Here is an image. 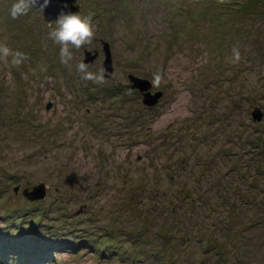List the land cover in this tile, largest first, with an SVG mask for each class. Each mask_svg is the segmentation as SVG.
Segmentation results:
<instances>
[{
    "label": "rangeland",
    "instance_id": "rangeland-1",
    "mask_svg": "<svg viewBox=\"0 0 264 264\" xmlns=\"http://www.w3.org/2000/svg\"><path fill=\"white\" fill-rule=\"evenodd\" d=\"M13 3L0 0V44L27 58L0 59L4 252L15 241L51 244L45 264H264V0H77L95 35L67 65L55 25L37 8L12 19ZM103 41L114 76L81 79L87 50L105 74ZM131 74L163 91L157 105L127 88ZM41 183L44 199L23 194ZM167 204L178 215L162 219ZM146 208L157 221L144 232Z\"/></svg>",
    "mask_w": 264,
    "mask_h": 264
},
{
    "label": "clouds",
    "instance_id": "clouds-1",
    "mask_svg": "<svg viewBox=\"0 0 264 264\" xmlns=\"http://www.w3.org/2000/svg\"><path fill=\"white\" fill-rule=\"evenodd\" d=\"M50 0H15L11 9L10 15L12 19H17L20 16L27 15L30 9L38 8L43 12L48 7ZM55 25L52 31L49 32V38L60 46V59L61 63L67 65L69 61L73 59L71 49H77L84 47L85 45H91L94 39V28L92 24L91 15L81 16L75 13L61 12L54 23H49V27ZM12 56V64L19 65L27 57L20 52L12 53V51L6 46V44H0V59H6ZM235 59H240V53L238 49H234ZM77 71L81 74V79L86 81H92L96 84H102L105 82V74L103 71L100 73H92L88 70L89 66L80 62L77 64ZM161 76L159 74L154 76V83L159 84Z\"/></svg>",
    "mask_w": 264,
    "mask_h": 264
},
{
    "label": "water",
    "instance_id": "water-1",
    "mask_svg": "<svg viewBox=\"0 0 264 264\" xmlns=\"http://www.w3.org/2000/svg\"><path fill=\"white\" fill-rule=\"evenodd\" d=\"M42 2V0H41ZM38 9V8H37ZM81 4L77 3V0H50L48 7L44 9L42 12L43 18L48 23H54L58 18L61 12L67 13H75L80 15ZM103 49L105 52V76L112 78L114 76V66H113V56L112 50L110 47V43L107 41H103ZM86 63L90 65L94 62L95 59L98 58L99 53L96 52L92 54L91 51H86ZM130 83L127 85V88L131 90H139V92L143 96V103L149 107L157 105L161 98L163 97V91H155L153 92V82L147 78H142L135 76L133 74L129 75ZM253 119L255 121H260L263 119L262 110L257 107L253 113ZM16 191L19 190V187H16ZM48 186L45 183H41L38 186L34 187V190H30L25 188L22 192L23 194L30 200H40L44 199L47 195Z\"/></svg>",
    "mask_w": 264,
    "mask_h": 264
},
{
    "label": "trees",
    "instance_id": "trees-1",
    "mask_svg": "<svg viewBox=\"0 0 264 264\" xmlns=\"http://www.w3.org/2000/svg\"><path fill=\"white\" fill-rule=\"evenodd\" d=\"M148 198H153V196L151 197L150 195H148ZM182 200H185V197L182 198ZM170 204L174 205V201L171 202ZM153 208V207H152ZM165 208L168 209L166 211V215L164 216L163 214L160 215V218L162 219H166V216L169 217V215H173L174 213L178 215V210L175 207H170L168 204L165 205ZM172 208V210H171ZM152 209H145V214H139L138 215V219L141 218L142 219V223L141 226L142 228L140 230L144 231L145 230H149V228L154 224L155 221H157V215L155 214V216L151 213ZM174 212V213H173ZM120 214L123 213V210L119 211ZM179 220V218H178ZM137 227V226H136ZM139 229V227H138ZM131 234V231L128 230L126 232V234ZM125 234V237H127V235ZM123 237H122V242H123ZM129 240H127L126 242H128ZM131 241V240H130ZM8 244H12V246L9 245V248L12 249V251H14V253H12V257H10L9 253L4 252V246L0 247V264L1 262H5V264H45L47 261L50 260L51 256L53 253H50L49 249H52V245L47 243V245H45L44 248H41L39 251H36L32 248V246L30 245L31 249L26 250L24 252H21V250H25L18 247L16 244L19 245V243H16L15 241H9ZM7 244V245H8ZM128 244V243H127ZM34 245V244H33ZM162 251L167 255V257L171 254V252L173 250H175V248L177 247V245H172L169 242H166L164 245L160 246ZM105 247H103V254L104 256L107 257H111V258H118V262L120 263H124L125 258L120 256L117 253H120V246L117 244H109L108 245V249L109 252H107L105 249ZM16 252V253H15ZM114 255V256H112ZM16 259V261L13 263V259ZM125 264V263H124Z\"/></svg>",
    "mask_w": 264,
    "mask_h": 264
},
{
    "label": "bare ground",
    "instance_id": "bare-ground-1",
    "mask_svg": "<svg viewBox=\"0 0 264 264\" xmlns=\"http://www.w3.org/2000/svg\"><path fill=\"white\" fill-rule=\"evenodd\" d=\"M11 257V256H10Z\"/></svg>",
    "mask_w": 264,
    "mask_h": 264
}]
</instances>
